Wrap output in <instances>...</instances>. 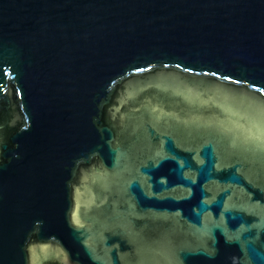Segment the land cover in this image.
I'll list each match as a JSON object with an SVG mask.
<instances>
[{
    "label": "water",
    "instance_id": "1",
    "mask_svg": "<svg viewBox=\"0 0 264 264\" xmlns=\"http://www.w3.org/2000/svg\"><path fill=\"white\" fill-rule=\"evenodd\" d=\"M264 264V0H0V264Z\"/></svg>",
    "mask_w": 264,
    "mask_h": 264
},
{
    "label": "trees",
    "instance_id": "2",
    "mask_svg": "<svg viewBox=\"0 0 264 264\" xmlns=\"http://www.w3.org/2000/svg\"><path fill=\"white\" fill-rule=\"evenodd\" d=\"M45 264H56V263H45Z\"/></svg>",
    "mask_w": 264,
    "mask_h": 264
}]
</instances>
